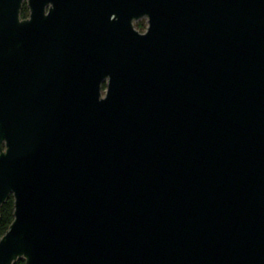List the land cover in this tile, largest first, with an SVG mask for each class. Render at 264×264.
I'll return each mask as SVG.
<instances>
[{
    "label": "water",
    "instance_id": "95a60500",
    "mask_svg": "<svg viewBox=\"0 0 264 264\" xmlns=\"http://www.w3.org/2000/svg\"><path fill=\"white\" fill-rule=\"evenodd\" d=\"M11 196L0 264H264V0H0Z\"/></svg>",
    "mask_w": 264,
    "mask_h": 264
},
{
    "label": "trees",
    "instance_id": "16d2710c",
    "mask_svg": "<svg viewBox=\"0 0 264 264\" xmlns=\"http://www.w3.org/2000/svg\"><path fill=\"white\" fill-rule=\"evenodd\" d=\"M27 8L24 10V15L27 14ZM137 27L141 30H144L146 27L138 24ZM106 85H104L103 89H106ZM15 200L13 196H11L8 201L3 205L1 210V217H0V239L8 232L12 223L14 222L15 216ZM15 264H26L25 260H20Z\"/></svg>",
    "mask_w": 264,
    "mask_h": 264
},
{
    "label": "flooded vegetation",
    "instance_id": "af4514ba",
    "mask_svg": "<svg viewBox=\"0 0 264 264\" xmlns=\"http://www.w3.org/2000/svg\"><path fill=\"white\" fill-rule=\"evenodd\" d=\"M25 8H27V14L26 15H24V10H25ZM49 8H47V10H48ZM30 15H31V11H30V8H29V6H28V4H27V2H25L24 3V5H23V8H22V12H21V18H22V20H25V19H28L29 17H30ZM144 19V18H143ZM147 19V18H146ZM140 20H142V19H140ZM140 20H138V21H140ZM138 21H136V22H138ZM136 22H134V25H135V28L137 29V25L138 24H140V23H138L137 25L135 24ZM147 22H148V20H147ZM141 25H142V23H141ZM143 26V25H142ZM147 28L148 27H146L144 30V32H141L140 30L141 29H137L139 32H141V33H145L146 31H147ZM104 85H106L107 86V83H105Z\"/></svg>",
    "mask_w": 264,
    "mask_h": 264
},
{
    "label": "rangeland",
    "instance_id": "374dc122",
    "mask_svg": "<svg viewBox=\"0 0 264 264\" xmlns=\"http://www.w3.org/2000/svg\"><path fill=\"white\" fill-rule=\"evenodd\" d=\"M138 23H140V24L142 23L143 26L148 27V22H147V19L146 18H144V19L136 22L135 24L137 25ZM137 29H138V27H137ZM140 31L141 32H144L145 30H140Z\"/></svg>",
    "mask_w": 264,
    "mask_h": 264
}]
</instances>
